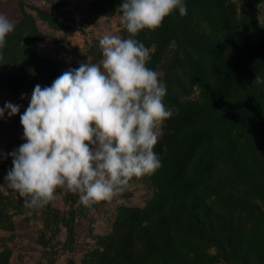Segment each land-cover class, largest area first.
<instances>
[{"label":"trees","instance_id":"1","mask_svg":"<svg viewBox=\"0 0 264 264\" xmlns=\"http://www.w3.org/2000/svg\"><path fill=\"white\" fill-rule=\"evenodd\" d=\"M184 2L186 15L176 9L159 29L135 37L151 50L147 66L162 72L172 111L154 146L162 166L139 178L150 182L152 196L142 208L118 207L112 233L96 237L82 264H264V0ZM15 3L3 14L15 30L0 49V92L18 95L62 74V64L39 51L48 37L36 21L64 30L53 10L65 3ZM121 3L93 0L87 9L112 18ZM22 208L0 191V230L13 231L12 212ZM69 214L61 220L72 249ZM10 257L0 250V264Z\"/></svg>","mask_w":264,"mask_h":264},{"label":"clouds","instance_id":"2","mask_svg":"<svg viewBox=\"0 0 264 264\" xmlns=\"http://www.w3.org/2000/svg\"><path fill=\"white\" fill-rule=\"evenodd\" d=\"M176 9L187 14L184 0H122L118 10L127 38L104 35L100 63H81L51 86L34 87L20 116L25 142L9 154L12 167L4 178L26 209H43L58 189L79 194L91 209L162 166L154 146L172 111L164 104L160 73L147 66L151 50L135 37L159 29ZM14 30L0 14V49ZM261 82L255 76L254 84ZM6 111L14 116L19 105L5 103L0 118Z\"/></svg>","mask_w":264,"mask_h":264},{"label":"rangeland","instance_id":"3","mask_svg":"<svg viewBox=\"0 0 264 264\" xmlns=\"http://www.w3.org/2000/svg\"><path fill=\"white\" fill-rule=\"evenodd\" d=\"M51 1L65 3L53 10L54 18L65 29L56 31L37 20L39 31L48 37L39 43V51L45 57L58 60L62 64V74L69 69L78 68L81 63H94L96 57L98 60L95 63H100L102 50L99 41L104 35L125 38L120 15L106 18L89 14L88 4L93 0ZM15 4V0H2L0 13L16 10ZM39 4L46 5L44 2ZM258 19H263L261 12ZM159 73L161 79L162 72ZM32 92L26 90L18 95L7 91L0 92V108L8 102L19 105L16 115L9 116L6 111L0 118V191L23 207L12 212L14 230H0V250L10 251L9 264H82L86 251L96 247V237L105 238L112 233V223L118 207L142 208L151 198L153 189L149 181L133 178L112 201L101 202L91 209L80 203L79 195L75 201L68 200V191L58 189L56 198L43 209H26L23 198L7 188L4 178L12 167L5 161L10 160L9 154L19 148L18 141H24L20 116L29 106ZM160 131L162 134V128ZM70 212L75 230V244L71 246L72 249L68 248V231L61 220L68 219ZM211 253H215V250Z\"/></svg>","mask_w":264,"mask_h":264}]
</instances>
